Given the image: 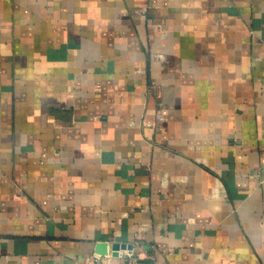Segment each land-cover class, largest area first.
Instances as JSON below:
<instances>
[{
  "label": "crops",
  "instance_id": "0c3cea01",
  "mask_svg": "<svg viewBox=\"0 0 264 264\" xmlns=\"http://www.w3.org/2000/svg\"><path fill=\"white\" fill-rule=\"evenodd\" d=\"M127 251L264 264V0H0V264Z\"/></svg>",
  "mask_w": 264,
  "mask_h": 264
},
{
  "label": "water",
  "instance_id": "95a60500",
  "mask_svg": "<svg viewBox=\"0 0 264 264\" xmlns=\"http://www.w3.org/2000/svg\"><path fill=\"white\" fill-rule=\"evenodd\" d=\"M107 242H101L97 245L96 251L100 254H103L107 252ZM112 254L113 255H119L120 248H126V247H132V244L126 243V242H120V241H114L112 243Z\"/></svg>",
  "mask_w": 264,
  "mask_h": 264
},
{
  "label": "built area",
  "instance_id": "2783aa9c",
  "mask_svg": "<svg viewBox=\"0 0 264 264\" xmlns=\"http://www.w3.org/2000/svg\"><path fill=\"white\" fill-rule=\"evenodd\" d=\"M95 255H96L95 257L96 261L100 262V260L102 259V256L100 254H95ZM127 255L129 257L128 264H135V261L132 256V252L127 251ZM103 264H112L111 258L110 257L105 258V260L103 261Z\"/></svg>",
  "mask_w": 264,
  "mask_h": 264
}]
</instances>
